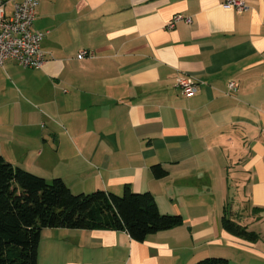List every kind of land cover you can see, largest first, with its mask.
<instances>
[{"label":"crops","instance_id":"obj_1","mask_svg":"<svg viewBox=\"0 0 264 264\" xmlns=\"http://www.w3.org/2000/svg\"><path fill=\"white\" fill-rule=\"evenodd\" d=\"M36 1L45 62L0 67V156L47 182L55 171L74 194L148 192L161 214L183 218L143 242L43 229L37 264H258L256 245L221 217L264 208V0H242V13L225 0ZM176 15L191 23L169 29ZM179 77L197 84L193 96Z\"/></svg>","mask_w":264,"mask_h":264},{"label":"trees","instance_id":"obj_2","mask_svg":"<svg viewBox=\"0 0 264 264\" xmlns=\"http://www.w3.org/2000/svg\"><path fill=\"white\" fill-rule=\"evenodd\" d=\"M155 178L166 176L159 166ZM180 215H164L152 194L135 193L128 186L121 196L101 190L74 194L60 178L51 182L14 167L0 156V264H37L43 229L124 231L136 242L177 228ZM224 231L254 243L258 235L228 218L221 217ZM195 264H230L224 258H206Z\"/></svg>","mask_w":264,"mask_h":264},{"label":"built area","instance_id":"obj_3","mask_svg":"<svg viewBox=\"0 0 264 264\" xmlns=\"http://www.w3.org/2000/svg\"><path fill=\"white\" fill-rule=\"evenodd\" d=\"M13 5L10 12L5 9L7 2L0 0V67L7 60H14L19 66L29 69H39L45 62V56L41 49L44 34L32 29L35 19V9L38 5L36 0H12ZM225 8H232L238 13L248 8L242 0H225ZM184 21L190 24L191 20L181 15H176L168 24L172 29L176 23ZM88 55L81 51L78 59ZM176 87L185 97H191L197 90V84L186 77L176 79ZM229 89H234V84H228Z\"/></svg>","mask_w":264,"mask_h":264},{"label":"rangeland","instance_id":"obj_4","mask_svg":"<svg viewBox=\"0 0 264 264\" xmlns=\"http://www.w3.org/2000/svg\"><path fill=\"white\" fill-rule=\"evenodd\" d=\"M3 1H7V0H3ZM11 8H12V3L7 2L5 9L9 12L11 10ZM5 77L6 76L4 73V68L3 69L0 68V86L4 83V81L2 79ZM7 162H9V161H7ZM47 170L48 169H46V171H44L45 173H42V175H44L43 177H45L46 180H48V182H51L55 178H59V176H54L55 171H50V170L47 171ZM58 170L60 171V173H63L62 172L63 169L61 167H59L56 170V172ZM25 171H27V170H25ZM27 172H29V171H27ZM29 173L40 177V174H37V173L34 174V173H32V171ZM261 209L262 210H260V212H258L257 214H253L250 208L248 210L247 209H241V211H240V209L237 210L236 208H233V207H226V211H227V215H228L229 219L232 220V217H233L229 213L230 212H236L238 215L237 216L238 219L244 220L245 225H247L248 231L254 232L258 235V240L254 243H251V244L256 245L258 260L255 263H258V264H264V208H261ZM219 211L221 213L222 208ZM255 215H257L258 217H262V218H260L259 220H256ZM233 219L237 220L236 218H233ZM234 220H232V221H234ZM234 222H236V221H234Z\"/></svg>","mask_w":264,"mask_h":264}]
</instances>
